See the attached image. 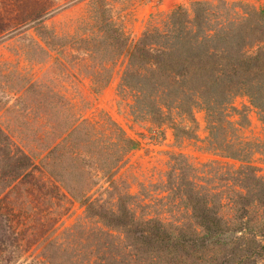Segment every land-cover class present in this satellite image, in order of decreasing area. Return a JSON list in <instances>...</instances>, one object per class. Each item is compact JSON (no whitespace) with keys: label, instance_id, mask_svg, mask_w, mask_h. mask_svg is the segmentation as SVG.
<instances>
[{"label":"trees","instance_id":"trees-1","mask_svg":"<svg viewBox=\"0 0 264 264\" xmlns=\"http://www.w3.org/2000/svg\"><path fill=\"white\" fill-rule=\"evenodd\" d=\"M99 1L94 0L98 6L90 14L94 25L79 38V46L72 40L69 45L82 47L85 59L100 58L101 66L118 56L125 59L120 85L133 94V116L159 118L170 107L190 114L197 101L214 112L229 102L236 88L264 108V8L239 5L236 10L234 3L195 0L191 11L178 6L161 25L146 28L132 40L112 23ZM61 39L55 34V51L66 57ZM62 60L55 56L59 65ZM31 85L17 95L15 107L24 102ZM31 93L34 101L27 113L38 123L34 133L42 141L41 152L29 154L0 127V215H5L0 216V225L8 232L0 237V264H11L31 244L43 251L54 243L50 237L54 220L48 214L33 215L36 209L31 208L45 203L41 207L45 210L54 198L67 196L85 205V217L122 234L123 239L117 238L123 243L122 254L118 256L115 248L116 255H107L113 264H256L258 258L264 259L260 167L220 161L196 165L182 153H171L165 179L157 184L164 192L157 197L162 200L160 211L136 216L129 202L138 195L127 191H117L115 208L102 211L103 204L88 195L94 182L91 169L102 171L114 187L113 174L137 141L106 114L96 119L77 114L57 90L54 104L49 93L40 89ZM161 212L176 219L162 217ZM13 216L23 222L21 231H29L23 243V233L11 224ZM76 227L80 226L60 231L64 239L55 250ZM95 229L103 232L100 226ZM108 245L110 252L113 242ZM93 246L96 252L102 243ZM97 259L101 257L91 264H101Z\"/></svg>","mask_w":264,"mask_h":264},{"label":"rangeland","instance_id":"rangeland-1","mask_svg":"<svg viewBox=\"0 0 264 264\" xmlns=\"http://www.w3.org/2000/svg\"><path fill=\"white\" fill-rule=\"evenodd\" d=\"M193 1L100 0L99 4L105 7L112 23L133 40L146 28L161 25L176 7L191 11ZM204 1L234 3L236 10L240 9L239 5L264 8V0ZM95 6L98 5L94 0H0V127L15 144L29 154L41 152L42 141L34 133L38 123L27 113L28 105L34 101L31 92L40 89L49 93L54 104L57 90L70 101L69 105L77 114L92 119L106 114L137 141L116 168L114 187L110 188L102 171L91 169L94 182L88 195L94 202L103 204L102 211L104 207L115 208L117 191L138 195L129 202L136 216L140 213L154 216L156 210L160 211L162 200L157 201V197L164 192L157 184L165 179L171 153H182L196 165L220 161L237 166L250 162L261 168L259 175H264V108L253 105L240 88L234 89L229 102L221 108L217 106L214 112L207 111L197 101L190 114L170 107L164 109L163 117L159 118L147 114L133 116V94L120 85L125 59L118 56L110 61L102 60L105 66H101L100 58L85 59L81 55L82 47L75 49L69 45L72 40L79 46V38L94 25L90 14ZM55 34L62 38L63 47L68 50L66 57L55 51ZM38 44L47 49V53L40 50ZM51 44L54 50L49 49ZM56 55L63 59L62 65L55 62ZM27 85L32 86L28 89L31 92L27 91L24 102L15 107L17 95ZM53 200L54 204L45 210L41 208L45 203L31 209H36L32 214L37 217L48 214L47 217L54 220L50 236L54 243L43 251L36 243L26 246L11 264H91L96 256L101 257L97 259L101 264H108L111 258L107 255L115 254L112 252L115 248H118V256L122 254L123 243L117 241V238L123 239L122 234L116 229L104 228L96 218L85 217V205L81 201L70 196ZM145 203L149 205L142 209ZM14 210L19 211L17 207ZM162 217L176 219L170 212H164ZM12 220L15 230L24 235L20 239L23 243L29 231H21L24 224L20 219L13 216ZM74 224L80 227L65 238L64 246L55 250V245L64 239L60 231ZM98 226L103 232L95 229ZM2 229L0 225V237L5 238L8 232ZM97 242L102 246L95 252L93 245ZM112 242L109 252L105 245L109 249L108 244ZM125 249L127 251V247ZM256 264H264V259L258 258Z\"/></svg>","mask_w":264,"mask_h":264}]
</instances>
